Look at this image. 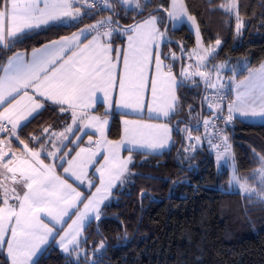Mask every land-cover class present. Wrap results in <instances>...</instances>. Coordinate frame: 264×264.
<instances>
[{"label":"snow or ice","instance_id":"obj_1","mask_svg":"<svg viewBox=\"0 0 264 264\" xmlns=\"http://www.w3.org/2000/svg\"><path fill=\"white\" fill-rule=\"evenodd\" d=\"M101 4L110 11L106 18L30 53L7 55L34 30L69 21L83 23L85 17L93 15L88 10ZM116 5L125 12L135 9L140 18L126 27L121 25L114 19L118 16ZM220 7L235 14L240 34L245 25L238 0H224ZM144 8L141 0H0V52L5 53L0 57V249H6L10 264H37L35 258L50 242L69 257L75 255V264H86V250L78 237L89 220L101 219V206L112 189L126 179L132 158H123L121 149L125 145L130 146L129 152L167 147L171 120L182 107L179 90L185 82L196 83L193 78L197 76L206 90L215 94L206 91L204 97L209 110L207 118L201 117L204 136L194 137L191 129H184L189 149L193 143H207L218 165L230 167L229 184L249 199L264 202V155L257 156L259 167L250 177H241L229 138L219 127L220 123L232 125L237 117L264 118V64L236 82V98L225 105L223 85L218 82L220 69L226 65L212 64L209 68L221 39L205 46L197 20L189 14L184 0L161 4L146 17ZM165 15L170 21L183 17L195 27L196 46L191 52L182 43L178 45L180 56L163 51L168 36ZM121 35L127 39L126 48L116 46ZM184 55L189 61L195 59V64L185 67ZM177 61L181 62L179 72ZM116 90V107L138 115L146 110L149 119L157 122H145L142 116L125 120L123 137L108 139L107 111L97 116L91 109L97 94H102L103 103L111 108L110 93ZM49 109L67 114L60 117L62 130L44 128L24 137L27 122ZM85 136L87 144L81 146ZM90 169L97 174L95 179L90 178ZM70 180L79 183L74 186ZM80 185L95 191L85 194L78 190Z\"/></svg>","mask_w":264,"mask_h":264},{"label":"trees","instance_id":"obj_2","mask_svg":"<svg viewBox=\"0 0 264 264\" xmlns=\"http://www.w3.org/2000/svg\"><path fill=\"white\" fill-rule=\"evenodd\" d=\"M224 0H184L189 14L194 16L205 42L213 45L221 39L215 64H226L227 77L232 83L264 64V0H238L239 14L244 21L240 34L236 32L235 14L226 13L220 5ZM143 16L169 6L171 0L141 1ZM115 19L123 26L133 24L138 17L135 9L125 12L116 5ZM104 15H110L105 11ZM97 16L85 17L83 23L67 22L34 30L12 49L29 52L34 48L92 24ZM167 22L165 15L163 24ZM163 48L180 52L183 44L188 51L196 45L195 35L186 24L167 30ZM125 43L121 35L116 41ZM5 53L0 52V57ZM185 64V57L183 58ZM176 71L179 72V61ZM185 82L179 90L182 107L171 124L177 123L182 132L173 133V145L160 155L132 152L129 172L123 184L112 192L102 207L101 219L93 220L80 240L86 250V264H264V202L245 193L228 190L230 173L218 168L201 148L183 160L187 127L198 134L201 115L207 114L200 98L203 87ZM232 99V96L230 97ZM102 109V105H98ZM191 109V113H190ZM62 114L42 110L23 128V136L30 137L44 128L62 130ZM121 114L112 116L108 138L121 137ZM70 122V121H69ZM225 134L231 143L236 168L241 177H250L259 167L258 155H264V122L247 123L236 119ZM183 140L182 149L177 154ZM15 147V144H14ZM21 148V146H20ZM255 187L256 185L253 184ZM86 239V242H85ZM103 244V247H101ZM92 257V258H90ZM85 261L84 255L80 257ZM37 264H75V256L63 254L54 242L36 260ZM0 264H9L0 249Z\"/></svg>","mask_w":264,"mask_h":264},{"label":"crops","instance_id":"obj_3","mask_svg":"<svg viewBox=\"0 0 264 264\" xmlns=\"http://www.w3.org/2000/svg\"><path fill=\"white\" fill-rule=\"evenodd\" d=\"M178 23V22H177ZM178 25V24H177ZM44 27H46V26H44ZM44 27H42V28H44ZM175 27H177V26H175ZM190 28V27H189ZM41 29V28H40ZM174 29V28H173ZM38 30V29H37ZM192 31V30H191ZM76 32V31H75ZM193 32V31H192ZM74 33V32H73ZM194 34V33H193ZM71 35V34H70ZM87 35V34H86ZM67 36H69V35H67ZM196 39V38H195ZM116 46L117 47H120V46H123V47H125L126 48V46H127V39L125 38V43L124 44H117L116 43ZM192 50V49H191ZM19 52H25V51H19ZM31 51H29L28 53H30ZM167 52H173L172 50H169V51H167ZM228 84H227V86L228 87H230L231 88V93H232V99L234 100L235 98H236V88H235V84H236V82H234V83H232L233 85H231V82L233 81V79H234V76L232 75V76H229L228 77ZM244 79V78H243ZM243 79H241V80H243ZM238 82V81H237ZM29 91H31V90H29ZM110 96L112 97V99H113V105H112V107L111 108H109L108 107V105L106 104V103H103V96H102V94H97V99H96V102H95V106L91 109V111L95 114V115H97V116H104L105 115V113H106V111H107V120H108V124H107V126H106V128H105V135L107 136V138H108V129H109V126H110V123H111V119H112V116H114L115 114H121V117H120V119H121V137L118 139V140H120L122 137H123V129H124V121L125 120H134V119H137V118H140V116H142L143 117V119H144V121L145 122H148V123H156L157 122V120L156 119H149V113L145 110V112L144 113H142V114H137V113H134V112H131V110H127V109H123V108H118V107H116L115 106V101L116 100H118L119 99V92H118V90H116V91H113V92H111L110 93ZM98 105H102V109H98ZM237 119L238 120H241V121H243V122H247V123H263L264 122V118H259V117H256V118H241V117H237ZM31 120V119H30ZM29 120V121H30ZM170 127H171V129H172V132H171V141L169 142V145L167 146V147H165V148H163V149H157V150H149V149H141V148H135V149H132V151L131 152H129V145H125L124 146V148H122L121 149V156L123 157V158H127L129 155H131V153L132 152H142V153H148V154H154V155H160V154H162L163 152H165V151H168V150H170V148L172 147V145H173V133H174V130H173V126H172V124H170ZM89 132H91V130H88ZM79 134V133H78ZM192 135L195 137L196 135H199V134H195V133H192ZM93 139H96V136L94 135L93 136ZM109 139V138H108ZM185 140L187 141V143L189 142L190 143V141L188 140V138H187V135H186V138H185ZM83 141H84V144L83 145H81V146H84V145H86L87 144V137L85 136V137H83ZM187 146H189V145H187ZM23 146L21 145V148H22ZM201 147V144H195V143H193V147L191 148V149H189V155H191L192 153H194V151L197 149V148H200ZM186 148V147H185ZM185 148H184V150H185ZM185 151H183V153H184ZM187 154V155H188ZM213 159H214V161H215V163L217 164L218 162H217V159H216V156H214V157H212ZM47 162V161H46ZM222 169V168H221ZM96 173L94 172V169H90V178H93V179H95V177H96ZM70 182L71 183H73V185L74 186H77L78 185V183L79 182H77V181H74V180H70ZM78 190H81V191H83L85 194H87L89 191H92V192H94L95 191V189L94 188H92V189H88L85 185H80L79 186V188H78ZM115 190V188L114 189H112V192ZM111 195H112V193H111ZM111 195L109 196V198L111 197ZM109 198L104 202V204L101 206V209H102V207L105 205V203L109 200ZM82 207V206H81ZM66 220L68 219L67 217L65 218ZM72 219H75V217L73 216L72 217ZM93 220H95V219H91V220H89L87 223H86V226H85V228L87 227V225L90 223V222H92ZM71 221L70 220H68V223H70ZM85 228L82 230V234L78 237V239L79 240H81V238H82V236H83V233H84V230H85ZM61 234H63V233H61ZM51 243V242H50ZM49 243V244H50ZM55 246L63 253V254H65V255H68L67 253H65V252H63L56 244H55ZM48 247V245L47 246H44V250L38 255V257H36L35 259L37 260L39 257H40V255L45 251V249ZM2 251L4 252V254H5V256H6V258H7V260H8V262H9V264H10V258H8L7 257V253H6V249H2Z\"/></svg>","mask_w":264,"mask_h":264},{"label":"rangeland","instance_id":"obj_4","mask_svg":"<svg viewBox=\"0 0 264 264\" xmlns=\"http://www.w3.org/2000/svg\"><path fill=\"white\" fill-rule=\"evenodd\" d=\"M141 1H147V0H141ZM129 10H131V9H129ZM178 22V23H177ZM170 24H171V26H172V28H178V27H180L182 24H186V25H188V27H190V29L193 31V33H194V35H195V32H196V29H195V27L194 26H192V24L189 22V21H187L185 18H181L180 20H178V21H170ZM178 24V25H177ZM175 26H177V27H175ZM123 36V35H122ZM124 37V36H123ZM126 38V37H125ZM195 38H196V35H195ZM167 39V38H166ZM166 39H165V41H164V43L166 42ZM196 40V39H195ZM196 46V45H195ZM127 47V46H126ZM173 51V50H172ZM192 50H190L189 52H191ZM173 52H175V51H173ZM176 53V52H175ZM177 55V54H176ZM184 57H185V64H184V66L185 67H187V65L189 64V63H191V64H195V59H193V60H191V61H189L188 59H187V56L186 55H184ZM212 64H215V63H213L212 61H211V64H209V68H211V66H212ZM215 65H221V64H215ZM224 65H226V64H224ZM227 70H228V68H227V66H224V67H222L221 69H220V79H219V84L221 83L222 85H224V86H227V84H228V77L225 75V72H227ZM195 78H197V79H200L201 80V78L200 77H194L193 79H195ZM213 80H216V77H215V75H213ZM202 81V80H201ZM205 95H206V88H205ZM205 95H204V97H205ZM149 98H150V96H149ZM132 112V111H131ZM205 118H207V116L205 117ZM174 124V123H173ZM172 124V125H173ZM177 124V123H176ZM178 125V124H177ZM179 127V126H178ZM179 128H181V129H183L182 127H179ZM190 143L188 142L187 143V141H186V148H185V152L183 153V160L185 161H188L189 160V158H190V156L191 155H189L188 153V151L189 150H187L186 151V149H189V146H187V145H189ZM201 148V147H200ZM188 154V155H187ZM216 156V155H215ZM214 157V156H213ZM217 167L218 168H221L219 165H218V163H217ZM223 168H226V169H228L229 170V173H230V178H231V169H230V167H228V166H224ZM228 190H234V191H240V192H242V193H244L243 191H241V190H239L238 189V187H236V186H234V185H230L229 184V188H228ZM75 256V255H74ZM81 256H83V255H81Z\"/></svg>","mask_w":264,"mask_h":264},{"label":"built area","instance_id":"obj_5","mask_svg":"<svg viewBox=\"0 0 264 264\" xmlns=\"http://www.w3.org/2000/svg\"><path fill=\"white\" fill-rule=\"evenodd\" d=\"M88 11L92 12L94 16H97V19L96 20H99V19H102V18H106L107 16H109V15H104V13H105V11H107V9H105L102 4L99 5L98 8L89 9ZM96 20H95V22H96ZM95 22H93L92 24H94ZM206 91H207V94H210V95L215 94L214 93V90H212V89H207ZM221 93L223 95H225V101H224V103L226 105L228 103L230 97L232 96L231 88L228 87V86H224L223 85V87L221 88ZM206 110H207V112L209 111L207 109V107H206ZM232 125L225 126L223 123H220L219 124V127L225 129V132H226L227 127L232 126ZM172 126H173V130L175 132H182L183 131V129L179 128L176 123H174ZM199 129H200V131H199L198 134L200 136H204V129H203L202 123L199 125ZM201 149L203 150V152L205 154L208 155L209 158H212L213 156H215V152L209 150L207 143H202L201 144Z\"/></svg>","mask_w":264,"mask_h":264},{"label":"water","instance_id":"obj_6","mask_svg":"<svg viewBox=\"0 0 264 264\" xmlns=\"http://www.w3.org/2000/svg\"><path fill=\"white\" fill-rule=\"evenodd\" d=\"M157 9H155L154 11H152V12H155ZM151 12V13H152ZM146 17V16H145ZM114 19H115V16H114ZM135 23V22H134ZM133 23V24H134ZM169 25H170V20L167 18V22H166V25H165V28L168 30V28H169ZM181 55V52H179V54H178V56H180ZM180 61H179V70H180ZM198 84H200V86H202L203 87V90H202V95H201V98H200V102H199V106H200V113H202V107H201V105H202V101H203V99H204V95H205V86L201 83V82H199ZM185 86H194V84H192V85H186V84H184ZM201 117H202V115H201ZM202 123V119L200 118V122H199V125ZM182 145H183V140H182V142H181V144H180V147H179V149H178V151H177V154L180 152V150L182 149ZM96 223H97V221H96ZM90 258H92V257H90Z\"/></svg>","mask_w":264,"mask_h":264}]
</instances>
